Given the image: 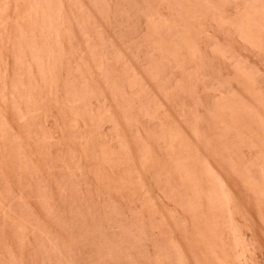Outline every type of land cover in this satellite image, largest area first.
Segmentation results:
<instances>
[{"label":"bare ground","instance_id":"obj_1","mask_svg":"<svg viewBox=\"0 0 264 264\" xmlns=\"http://www.w3.org/2000/svg\"><path fill=\"white\" fill-rule=\"evenodd\" d=\"M170 101L172 115L185 127L192 122L201 142L206 139L212 146L214 136L221 135L227 139H217L224 140L222 145L239 138L253 147L243 155L251 160L250 167L238 168L252 182L262 204L264 0H0V264H191L189 250L178 241L171 239L170 250L164 249L166 242L162 245L153 228L134 216L136 209L119 207L116 197L111 199V186L92 194L94 183L88 178L93 165L95 174L96 167L110 171L111 164L124 161L117 159L121 148L137 170L135 176L157 177L155 169L151 172V156L144 152L153 142L163 149L168 141L164 138L170 132L166 126ZM234 109L248 116L247 132L228 122ZM65 121L75 127L72 136V131L67 134L68 144ZM92 122L102 135L96 141L99 146L93 140ZM178 126L177 135L184 128ZM131 143L136 144L135 151ZM216 147L209 150L217 151ZM66 148L77 153L73 152L77 156L72 163L63 159ZM137 148L146 151L139 155ZM87 150L92 159L87 158ZM181 153L159 156L170 161V167L180 164L184 175L190 176L185 185L193 192L185 189L176 194L186 204L197 202L191 203L192 209L196 204L212 209L213 201L227 231L236 230L243 202L238 200L237 184L229 179L231 184L230 176L225 177L205 154L199 157L202 174L197 164L189 162L191 154ZM137 158L143 175L135 167ZM240 239L246 244L244 236ZM244 249L238 247L239 252Z\"/></svg>","mask_w":264,"mask_h":264},{"label":"rangeland","instance_id":"obj_2","mask_svg":"<svg viewBox=\"0 0 264 264\" xmlns=\"http://www.w3.org/2000/svg\"><path fill=\"white\" fill-rule=\"evenodd\" d=\"M229 43H231V42H229ZM232 44V43H231ZM234 45V44H233ZM235 46V45H234ZM236 47V46H235ZM245 78V77H244ZM246 79V78H245ZM247 80H248V78H247ZM248 82H249V80H248ZM256 94V93H255ZM259 102V101H258ZM258 102H256L257 104V107H258V105H259V103ZM168 104V106H170V104H171V101L170 102H167ZM151 104V103H150ZM173 105V104H172ZM171 107V106H170ZM169 107V109H170V114H169V118H168V121L166 122V126H167V130H169L170 132H169V134H167V136H166V138H164V141L165 140H168V141H165L166 143H165V146L164 147H162L163 149H160L159 148V146H157V145H155L156 143H152L151 145H150V147H149V149H147L146 148V150H145V148H144V150H139V148H137V151H139V155H140V153L142 152H144V151H146V152H144V153H147L148 154V156H151L150 158V168L152 169L151 170V172L153 171V169H155L156 171H153V173H155L154 175L155 176H157L158 177V179L160 178V176H161V178H160V180H158L157 179V177H154V178H144V177H138V175L137 176H135L137 173V170H133L132 168H131V164H132V161H130V160H127L128 158H127V151H125V150H123L124 148H121L122 150L120 151V153H119V156H118V158L117 159H120V161L122 160V159H124V161H121V162H119V160H117V165H113V164H111V168H109V170L110 171H105V172H103L100 168V170L99 171H97V169L96 168H98V167H96L95 168V174H94V167H95V165H93L92 167H93V169L92 170H90L89 168H91L90 167V165H88V167L89 168H87V169H89L88 170V172L90 173H88L89 175H91V176H88V178H90V179H92L93 180V183H94V186H91L92 188H91V192H92V194H93V192H95V190H96V192L97 191H99V190H106V188H107V190L106 191H108V187L109 186H111V190H109L110 191V194L112 195V196H114L113 198H111V199H114L115 197H116V199L114 200V201H118L117 203L119 204L120 203V205H119V207L120 206H122L123 205V207H126V208H129L130 209V207H131V211L132 212H134V210H135V215H134V213H133V215L134 216H136V217H139L140 219H141V222H144L147 226H148V228L149 229H152V230H154L155 231V234L157 235V237L159 238H162V239H160L161 240V242H162V245H163V241H165L166 242V244L164 243V245H163V247H164V249H167V246H168V244H169V246H171L170 245V241H171V239H173L174 238V240H176V241H178L182 246H183V248L185 249V251L186 250H189L188 252L186 251V253L188 254L189 253V257H190V262H191V264H264V202H262V204H261V198H260V196H258L257 195V193H255V191H256V189H254L255 187H254V185H252V182H250L249 180H247L246 178H245V176L243 175V176H241L240 175V173L241 172H239V166L242 164V166L243 167H247L248 165H249V167H250V165H251V160L250 161H248V159H247V156H243V155H247V152L248 151H250L253 147L252 146H250L249 145V147H248V142H246V140H244V139H242V141L241 140H239V138H236V139H231L232 141H230V139H229V141H228V143L227 142H225L224 143V145H222L223 144V142H224V140H223V142L222 143H220L221 141H222V139H224L221 135H219V137L221 136V138H219L218 137V135H216V136H214L215 138V140L213 139V141H215V142H213V143H215V144H212V146H213V148H215L216 146V150L217 151H212V150H215V149H212V146H210L209 144H207L208 142H207V140L205 139V141H202L201 142V139L200 138H202V135H198L197 133H194L193 132V124H192V122H190L189 124L192 126L191 128H190V125L189 124H187L186 125V127H185V124H182V123H180V122H178L179 121V118L177 117V116H173V115H175V110H172V109H174V108H170ZM168 108V107H167ZM155 110H157V107L155 106ZM241 109H234V111L235 112H233V113H231L232 114V116L230 115L229 117H230V120L228 121L229 123L230 122H232L231 123V125L232 126H234L235 128H239V131H244V132H247V131H245V130H247V128H248V126H247V124H249L250 122H248L249 121V119H248V116L241 110ZM228 112H230V111H228ZM241 112V113H240ZM240 113V114H239ZM173 114V115H172ZM177 115V114H176ZM192 115V114H191ZM228 115V114H227ZM238 115V116H237ZM240 116V117H239ZM227 117V116H226ZM228 117V118H229ZM237 117V118H236ZM174 118V120H176L175 122H172V123H174V124H172V123H170L169 122V120L170 121H172V119ZM175 118H178V119H175ZM239 119V120H238ZM234 120V121H233ZM237 120V121H236ZM169 122V123H168ZM247 122V123H246ZM48 123V122H47ZM51 123V122H50ZM71 123H72V125H71ZM70 123V121L68 122H66L65 121V125H64V131L66 132H64L65 133V136H66V140L65 141H67V143H65V144H68L69 143V140L71 141V139H69V137H70V135L73 133V131H74V129H75V127H73L74 126V124H73V122H71ZM88 123H91V121H89ZM93 123V122H92ZM167 123L168 124H172V126H170V125H167ZM181 125H180V124ZM245 123V124H244ZM178 124L179 126L178 127H181L182 125V127H184L183 129H182V133L181 132H178V135L177 134H175V131L177 132V130H175V129H177V127H176V125ZM205 124H206V126H208L211 130H213V128L212 127H214L212 124H207L206 122H205ZM234 124V125H233ZM244 124V125H243ZM51 125V124H50ZM67 125V126H66ZM90 125H94L93 127L91 126V128L94 130V132L96 131V136H94L93 135V133H92V136H94L95 137V139H93V137H92V139L95 141V144H96V141H97V143H98V141H100V138H101V136L102 135H100L99 136V132L97 131V129L95 128L96 126H95V124L93 123V124H90ZM204 125V124H203ZM209 125H211V127L209 126ZM173 126H175L174 128H173ZM206 126H204V127H206ZM238 126H240V127H238ZM67 127V128H66ZM172 127V128H171ZM73 128V129H72ZM106 128H108V126H106ZM169 128V129H168ZM190 128V129H189ZM207 128V127H206ZM205 128V129H206ZM209 128H208V131H210L209 130ZM65 129H67V130H65ZM174 129V130H173ZM192 129V130H191ZM245 129V130H244ZM184 130H185V132H184ZM69 131H72L71 133L69 132ZM186 131H187V133H186ZM98 132V133H97ZM172 132H174V133H172ZM189 132V133H188ZM192 132V133H191ZM68 133H70V135H68L67 136V134ZM105 133H106V129H105ZM132 133H134V131L132 132ZM179 133H180V135H179ZM186 133V134H185ZM200 133V132H199ZM46 134H48V131L46 130ZM185 134V135H184ZM73 135V134H72ZM71 135V136H72ZM172 135V136H171ZM135 136V134L133 135V137ZM175 136V137H174ZM181 136V137H180ZM183 136V137H182ZM186 136V137H185ZM194 136V137H193ZM197 136V137H196ZM199 136H200V138H199ZM171 137V138H170ZM178 137V138H177ZM71 138V137H70ZM169 138H170V140H169ZM183 138V139H182ZM186 138H188V139H186ZM220 139L221 141H219V140H217V139ZM243 138V137H242ZM102 139V138H101ZM132 139H135V137L134 138H132ZM171 139H173V140H171ZM182 139V140H181ZM179 140V141H178ZM227 139L225 138V141H226ZM64 141V142H65ZM94 141H93V143H94ZM192 141V142H191ZM244 141H245V143H244ZM258 141V140H257ZM212 142V141H211ZM231 142V143H230ZM167 143H170V145L169 144H167ZM141 145L142 146V144L141 143H138V145ZM178 144V145H177ZM198 144V145H197ZM71 145V143L68 145V146H70ZM98 144H96V146H97ZM131 145H132V148H133V151H135L136 149H135V147H136V144L134 145V144H132L131 143ZM152 145L156 148H152ZM181 145V146H180ZM205 145H207V147L205 146ZM220 147H219V146ZM243 145H245V146H243ZM41 146V145H40ZM99 146V145H98ZM140 146V147H141ZM167 146V147H166ZM183 146V147H182ZM210 146V147H209ZM215 146V147H214ZM226 146V147H225ZM239 146V147H238ZM261 146V143H260V141H258V143L256 142V147H260ZM42 147V146H41ZM41 147H39L38 146V149L40 148L41 149ZM44 147H46L47 148V146H44ZM138 147V146H137ZM180 147V148H179ZM244 147V148H243ZM248 147V148H247ZM43 148V147H42ZM142 148V147H141ZM151 148V149H150ZM157 148H159V149H157ZM166 148H168V149H166ZM193 148V149H192ZM199 148V149H198ZM212 149L211 151L209 150V149ZM226 148V149H225ZM44 149V148H43ZM43 149H41V155H43ZM105 150H108L107 149V147H105L104 148ZM126 149V148H125ZM154 149V150H153ZM165 149V150H164ZM185 149V150H184ZM191 149V150H190ZM222 149V150H221ZM250 149V150H249ZM91 150V149H90ZM90 150H87L89 153H91V154H89L88 152H87V158H91L93 155H92V150L90 151ZM153 150V151H152ZM199 150V151H198ZM207 150V151H206ZM208 150H209V152H211L212 154H214L213 155V157H212V155L211 154H209V152H208ZM45 151V150H44ZM70 149L68 150L67 148H66V151H64V156L66 157H62L66 162H69V163H72L73 161H75V159H76V156L77 155H74V153L75 154H77L73 149L70 151ZM136 151V152H137ZM156 151V152H155ZM164 151V152H163ZM179 151H181V152H183V153H181V154H191L190 155V157H193V158H191L190 159V157L189 156H187V158L188 159H186V157H185V161L186 160H189V162H192L193 161V163H195V164H197L198 166H199V169H200V172L203 174V169H202V167L199 165V157L201 156V154H205L204 156L206 157V158H208L209 160H213L214 161V163H216L218 166H219V168L222 170V173H224V175H225V177H227L228 179V181H230V183L232 182L231 180H229V179H233L234 181H233V183L235 182V185L234 186H236V184H237V186H236V188L235 189H238L239 191H240V193H238V191H237V195H238V200H242L243 202H241L240 201V203H241V206H239V208L240 209H242V210H240L239 211V214H238V218L240 219H238V223H239V225H238V223H237V226H236V230H231V229H229L228 228V230L229 231H227V228L226 227H224V225H223V223L222 222H220L221 220H220V218L217 216L218 215V213H219V211L217 210L219 207L218 206H216V203H214V205H213V201L210 203V204H212V206H213V208L212 209H210V208H206L205 209V207L203 208L202 206H200V205H198V204H196V208L195 207H193V209H192V205H195V203H197V202H191L192 203V205H191V203L190 202H188L187 201V204H186V202H184V201H182L179 197L180 196H178L177 194H176V192L175 191H177L178 192V190H179V192H180V190L181 191H183V190H187V191H192L193 189V187L191 188V190H189V189H187V187H186V185L189 183V179H190V176L188 175V174H185L184 175V173H186L185 171H184V168L181 166L180 167V164H178V163H176V164H178V166H179V168H178V166H177V168H175V166H173V167H170L169 165H168V163H171L170 161H168V163L166 162V158H160L159 156H161V157H164L165 156V152L166 153H171V154H169V155H173V153H174V155L175 154H177ZM189 151H191V153L189 152ZM196 151H198V153L199 154H197V152ZM218 151H225V153H221V152H218ZM245 151H246V153H245ZM67 152V153H66ZM74 152V153H73ZM155 152V154L153 155V153ZM158 152H160V153H158ZM217 152V153H216ZM227 152V153H226ZM240 152V153H239ZM39 153H40V151H39ZM39 153H37V161L39 160V162L40 163H42L43 161H42V158H38V156H39ZM46 153V152H45ZM48 153V152H47ZM47 153L45 154V155H47ZM142 153H141V155H142ZM151 153V154H150ZM157 153V154H156ZM162 153V154H161ZM69 154H70V157H69ZM135 154V153H134ZM164 154V155H163ZM197 154V155H196ZM217 154V155H216ZM242 154V155H241ZM72 155V156H71ZM75 157H74V156ZM90 155V156H89ZM136 155V154H135ZM157 155V156H156ZM193 155V156H192ZM199 155V156H198ZM211 155V156H210ZM31 156H34L35 157V155L33 154V155H31ZM49 156V155H48ZM48 156H46V157H48ZM107 156H109V155H107ZM123 156V157H122ZM125 156V157H124ZM137 156V155H136ZM147 156V155H146ZM154 156H155V158H154ZM196 156V157H195ZM215 156H217V157H215ZM223 156V157H222ZM229 156V157H228ZM41 157V156H40ZM195 157V158H194ZM212 159H211V158ZM74 158V159H73ZM93 158V157H92ZM91 158V159H92ZM155 160H153V159ZM157 158V159H156ZM198 158V159H197ZM227 158V159H226ZM245 158V159H244ZM41 159V160H40ZM71 159V160H70ZM72 159H73V161H72ZM91 159H88L87 161H89L90 162V164H93L94 162H95V159H94V162H93V160H91ZM160 159V160H159ZM165 159V160H164ZM247 159V160H246ZM227 160V161H226ZM243 160V161H242ZM244 160H246V161H244ZM92 161V162H91ZM126 161V162H125ZM128 161H130V162H128ZM137 161V162H136ZM159 161V162H158ZM165 161V163H163ZM233 161H234V163H233ZM236 161H238V162H236ZM253 161V160H252ZM118 162L119 163H121L120 165H122L123 167L125 166V167H127L128 168V165H129V168L132 170H130L129 168V170L127 171H123V169L125 168H123L122 166H120L119 164H118ZM135 167L137 168V169H139L138 170V172L140 171V172H142V173H140L141 175H143L144 173V169L141 167V164L139 163V160H138V158H137V160H135ZM173 162H175V161H173ZM187 163H188V161H186ZM219 162V163H218ZM227 162V163H226ZM232 162V163H231ZM248 162H249V164H248ZM129 163V164H128ZM131 163V164H130ZM154 163H155V166H154ZM231 163V164H230ZM109 164V163H108ZM127 164V165H126ZM140 164V165H139ZM172 164H174V163H172ZM236 164V166H234ZM247 164V165H246ZM163 165V166H162ZM140 166V167H139ZM148 166V165H147ZM155 168H154V167ZM197 166V167H198ZM220 166H222V167H220ZM117 167V168H116ZM133 167V166H132ZM156 167H157V169H156ZM173 168V170H176V171H174V173L172 172V170L170 169V168ZM196 167V168H197ZM225 167V168H224ZM229 167H232V168H229ZM237 167V168H236ZM120 168V169H119ZM123 168V169H122ZM160 168V169H159ZM182 168V169H181ZM227 168V169H226ZM167 169V170H166ZM120 170V171H119ZM125 170V169H124ZM166 170V171H165ZM181 170H183V171H181ZM232 170V171H231ZM134 171V172H133ZM168 171V172H167ZM197 171H198V169H197ZM224 171V172H223ZM233 171H235L234 173H233ZM93 172V173H92ZM114 172H115V174H114ZM131 172H133L132 174H131ZM151 172L149 173L150 174V176L152 175L151 174ZM159 172V173H158ZM179 172H181V173H179ZM228 172V173H227ZM121 173V174H120ZM125 173V174H124ZM158 173V174H157ZM165 173V174H164ZM236 173V174H235ZM97 174V176H95ZM105 174V175H104ZM123 174V176H121ZM234 174V175H233ZM92 175H93V177H92ZM129 175V176H128ZM181 175V176H180ZM233 175V176H232ZM236 175V176H235ZM240 175V176H239ZM134 176V177H133ZM165 176H166V178H165ZM174 176V177H173ZM184 176V177H183ZM186 176H187V178H186ZM114 177V178H113ZM164 177V178H163ZM183 177V178H182ZM244 177V178H243ZM95 180H94V179ZM133 178V179H132ZM170 178H172V179H170ZM173 178H174V180H173ZM177 178V179H176ZM182 180H181V179ZM99 179V182H101L102 180V182H103V184L101 183V185H100V183L97 181ZM138 179H140V180H138ZM163 179L165 180L166 179V181H163ZM169 179V180H168ZM246 179V180H245ZM91 180V181H92ZM109 180V181H108ZM112 180H114V181H112ZM120 180H121V183H120ZM142 180H143V182H142ZM155 180V181H154ZM158 180V181H157ZM177 180V181H176ZM184 180V181H183ZM187 180V181H186ZM90 181V180H89ZM90 181V182H91ZM108 183H107V182ZM152 181V182H151ZM157 181V182H156ZM170 181V182H169ZM174 181V182H173ZM178 181H179V183H178ZM181 181H183V182H181ZM98 182V183H97ZM109 182H110V184H109ZM113 182H115V183H113ZM128 182V183H127ZM151 182V183H150ZM161 182V183H160ZM188 182V183H187ZM247 182V183H246ZM132 183H134V184H132ZM156 183V184H155ZM164 183V184H163ZM167 185H166V184ZM176 183V184H175ZM233 183H231V184H233ZM89 184H92V182L91 183H89ZM108 184V185H107ZM137 184V185H136ZM141 184H143V185H141ZM147 186H146V185ZM172 184H174V185H172ZM186 184V185H185ZM136 185V186H135ZM161 185V186H160ZM170 187H172V188H170V190H168L169 189V186ZM184 187H183V186ZM252 185V186H251ZM95 186H97V187H95ZM108 186V187H107ZM115 188H114V187ZM131 186V187H130ZM155 186V187H154ZM163 186V187H162ZM176 186V188L174 189V187ZM188 186V185H187ZM248 186V187H247ZM133 187H135V188H133ZM162 187V188H161ZM166 187V188H165ZM179 187V188H178ZM181 187V188H180ZM243 189H242V188ZM246 187H247V189H246ZM114 188V189H113ZM120 188V189H119ZM161 189V190H159V189ZM240 188V189H239ZM253 188V189H252ZM92 189L94 190V191H92ZM109 189H110V187H109ZM149 189V190H148ZM172 189V190H171ZM249 189V190H248ZM118 190V191H117ZM149 192H148V191ZM252 190V191H251ZM124 191H125V193H124ZM162 191H164V192H162ZM242 191V192H241ZM131 192H132V194H131ZM135 192V193H134ZM146 192V193H145ZM157 192V193H156ZM178 192V193H179ZM193 192V191H192ZM150 193V194H149ZM161 193V194H160ZM165 193V194H164ZM245 193V194H244ZM254 193V194H253ZM95 194V193H94ZM117 194V195H116ZM110 195V196H111ZM127 195V196H126ZM161 195V196H160ZM169 195V196H168ZM241 195V196H240ZM245 195V196H244ZM142 196V197H141ZM149 198H148V197ZM176 196V198H174ZM121 197V198H120ZM127 197V198H126ZM173 199H172V198ZM260 199H259V198ZM178 198V199H177ZM245 200H244V199ZM121 199V200H120ZM123 199V200H122ZM177 199V200H176ZM254 199V200H253ZM255 199H256V202H255ZM258 199L260 200V201H258ZM113 201V200H112ZM149 201V202H148ZM152 201V202H151ZM179 201V202H178ZM139 202H140V205H139ZM172 202V203H171ZM181 202H182V204H181ZM259 202V203H258ZM185 203V204H184ZM258 203V204H257ZM122 204V205H121ZM134 204V205H133ZM166 206H165V205ZM190 205V207H188L189 205ZM243 204V205H242ZM38 205V204H37ZM116 205V204H115ZM125 205V206H124ZM181 205V206H180ZM240 205V204H239ZM250 205V206H249ZM39 206V205H38ZM118 206V205H117ZM171 208H170V207ZM253 206V207H252ZM119 207H118V209H119ZM134 207V208H133ZM211 207V206H210ZM217 207V208H216ZM259 207V208H258ZM177 208V209H176ZM134 209V210H133ZM201 209H203V211L201 210ZM214 209L216 210V211H214ZM140 210V211H139ZM158 210V211H157ZM187 210V211H186ZM196 210V211H195ZM208 210L210 211V212H208ZM257 210V211H256ZM182 211V212H181ZM140 212V213H139ZM145 212V213H144ZM162 214H161V213ZM208 214H206V213ZM218 212V213H217ZM241 212V213H240ZM138 213V214H137ZM197 213V214H196ZM214 213V214H213ZM245 213V214H244ZM248 213V214H247ZM261 213V214H260ZM138 216H137V215ZM174 214V215H173ZM179 214V215H178ZM141 215H142V217H141ZM253 215V216H252ZM159 216V217H158ZM188 216V217H187ZM201 216V217H200ZM210 216H212V217H210ZM217 216V217H216ZM243 216V217H242ZM146 217V218H145ZM150 217V218H149ZM178 217V218H177ZM185 217V218H184ZM213 218L212 219V221L214 222V223H211L212 221H210L209 222V219L208 218ZM245 217V218H244ZM254 217V218H253ZM153 218V219H152ZM180 218H182L181 220H180ZM218 218V219H217ZM142 219H143V221H142ZM179 219V220H178ZM189 219V220H188ZM202 219V220H201ZM245 219V220H244ZM255 220V222H254V220ZM146 220V221H145ZM262 220V221H261ZM184 221V222H183ZM217 221H219V222H217ZM244 221V222H243ZM187 222V223H186ZM216 222V223H215ZM182 223V224H181ZM155 224V225H154ZM159 224V225H158ZM208 224V225H207ZM211 224V225H210ZM244 224V225H243ZM247 224V225H246ZM256 224V225H255ZM151 225V226H150ZM186 226V228H184ZM201 226H203V227H201ZM211 226V227H210ZM218 226V227H217ZM192 227V228H191ZM195 227V228H194ZM223 227V228H222ZM238 227V228H237ZM254 227V228H253ZM256 227V228H255ZM219 228V229H218ZM226 228V229H225ZM234 228H235V226H234ZM252 228V229H251ZM260 228V229H259ZM148 229V230H149ZM160 229V230H159ZM200 229V230H199ZM207 229H209L208 231H207ZM223 229H225L224 231H223ZM186 230V231H185ZM223 232H222V231ZM242 231V234H241V231ZM251 230V231H250ZM150 231V230H149ZM183 231V232H182ZM210 231V232H209ZM239 231H240V234H239ZM249 231V232H248ZM152 232V231H151ZM188 233V234H187ZM198 233V234H197ZM230 233L231 234H233V236L231 235V237L229 236L230 235ZM236 235H235V234ZM238 233V234H237ZM244 233H246V235L244 234ZM182 234V235H181ZM211 234V235H210ZM221 234V235H220ZM224 234H228V235H224ZM244 234V235H243ZM255 234V235H254ZM166 235V236H165ZM169 235V236H168ZM185 235V236H184ZM237 235H240V237H239V239L241 238V235L242 236H244L245 237V239H246V241L244 240V243H246V244H243L241 241V239H240V241H236V242H234L235 241V239H237V240H239L237 237ZM251 236V237H250ZM171 237V238H170ZM202 237V238H201ZM220 239H219V238ZM234 237H235V239H234ZM246 237H248V239L246 238ZM157 238V239H158ZM179 238V239H178ZM204 238H206V239H204ZM213 238V239H212ZM231 238H232V240H231ZM255 238V239H254ZM256 238H258L257 240H256ZM166 239V240H165ZM168 239H170V240H168ZM222 239V240H221ZM225 241H224V240ZM227 239V240H226ZM231 240V241H230ZM234 240V241H233ZM247 240H249V241H247ZM251 240V241H250ZM218 241V242H217ZM223 241V242H222ZM255 241V242H254ZM188 242V243H187ZM221 242V243H220ZM226 242V243H225ZM260 242V244H258ZM1 243V242H0ZM200 243V244H199ZM225 243V244H224ZM227 243H229V244H227ZM232 243L235 245V243H236V245L235 246H233L232 245ZM238 243V244H237ZM248 243V244H247ZM257 243V244H256ZM3 244V243H2ZM224 244V245H223ZM241 244V245H240ZM208 245V246H207ZM217 245H219V246H217ZM229 245H231V247H235V248H232V250H230L231 249V247L229 246ZM237 245H239V246H237ZM255 245V246H254ZM169 246H168V249L167 250H170V248H169ZM236 246H237V251H238V247L239 248H241V249H244L245 247V249L244 250H242L243 252H241V250H240V252L238 253L237 251V253L235 252L234 253V251L236 250ZM240 246H242V247H240ZM243 246H244V248H243ZM261 246V247H260ZM205 247V248H204ZM217 247V248H216ZM254 247V248H253ZM260 247V248H259ZM247 248H248V250H247ZM251 248V249H250ZM225 249V250H224ZM258 249V250H257ZM195 250V251H194ZM229 250V251H228ZM252 250H254V251H252ZM231 251V252H230ZM196 252V253H195ZM220 252V253H219ZM230 252V253H229ZM244 252H246V254L244 253ZM224 255H223V254ZM231 253H232V255H231ZM243 253V254H242ZM253 253V254H252ZM170 254V253H169ZM201 254V255H200ZM210 254H212V255H210ZM219 254V255H218ZM233 254H235V255H233ZM241 254V255H240ZM248 254V255H247ZM238 255V256H237ZM245 255H247L246 257L243 256ZM195 256V257H194ZM216 256H218V258L220 259H217V257ZM234 256V257H233ZM237 258H236V257ZM240 256H242L243 258H244V260L246 261V262H244V260H243V258H241ZM263 258H262V257ZM232 257H233V259H232ZM240 257V258H239ZM253 257V258H252ZM206 258H210V259H206ZM213 258V259H212ZM242 260L241 262H239L240 260ZM246 258V259H245ZM201 259H203V260H201ZM206 259V260H205ZM249 260V262H248V260ZM209 260V261H208ZM214 260V261H213ZM252 260V261H251ZM239 262V263H237V262ZM199 262V263H198ZM243 262V263H242Z\"/></svg>","mask_w":264,"mask_h":264}]
</instances>
